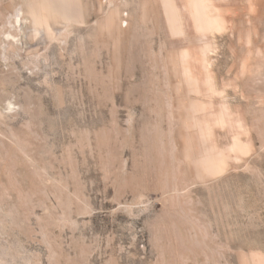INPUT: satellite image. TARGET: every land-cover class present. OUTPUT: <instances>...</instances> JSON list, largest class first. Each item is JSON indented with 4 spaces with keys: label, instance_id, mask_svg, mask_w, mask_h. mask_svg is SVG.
I'll use <instances>...</instances> for the list:
<instances>
[{
    "label": "rangeland",
    "instance_id": "obj_1",
    "mask_svg": "<svg viewBox=\"0 0 264 264\" xmlns=\"http://www.w3.org/2000/svg\"><path fill=\"white\" fill-rule=\"evenodd\" d=\"M0 264H264V0H0Z\"/></svg>",
    "mask_w": 264,
    "mask_h": 264
},
{
    "label": "bare ground",
    "instance_id": "obj_2",
    "mask_svg": "<svg viewBox=\"0 0 264 264\" xmlns=\"http://www.w3.org/2000/svg\"><path fill=\"white\" fill-rule=\"evenodd\" d=\"M49 8V7H48ZM212 8V7H211ZM31 9V8H30ZM50 9V8H49ZM209 9V8H208ZM208 11V10H207Z\"/></svg>",
    "mask_w": 264,
    "mask_h": 264
}]
</instances>
